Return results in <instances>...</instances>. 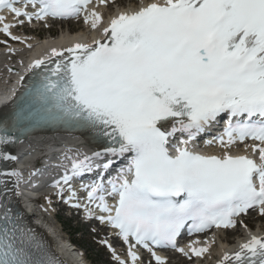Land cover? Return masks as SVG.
<instances>
[{"label": "snow or ice", "instance_id": "snow-or-ice-1", "mask_svg": "<svg viewBox=\"0 0 264 264\" xmlns=\"http://www.w3.org/2000/svg\"><path fill=\"white\" fill-rule=\"evenodd\" d=\"M92 3L0 0V32L23 42L11 34L12 27L82 14L96 30L102 16L89 12ZM4 13L14 22L8 23ZM102 35L103 41L92 44L53 48L57 59L48 64L34 62L32 69L44 71L34 73L11 122L0 123V145L17 142L16 132L36 126L81 129L102 142L105 146L91 156L66 157L70 174L52 186L67 185L74 199L72 179L103 169L81 187L89 205L105 214L100 222L118 230L128 245L131 264L140 259L137 246L151 253L155 264L166 262L154 249L183 253L177 238L186 226L192 235L235 228L237 217L249 209L259 208L264 216V0L149 3L113 17ZM225 115L223 133L214 137L221 155L189 147ZM178 134L187 138L174 144ZM247 140L258 142L244 150L251 147L259 163L232 154ZM105 156L126 162L106 184L104 173L115 161L94 163ZM9 175L21 178L17 171ZM17 220L0 204V264H58ZM249 235L220 264H264V237ZM189 247L197 257L209 250ZM109 248L117 264H128Z\"/></svg>", "mask_w": 264, "mask_h": 264}, {"label": "bare ground", "instance_id": "bare-ground-1", "mask_svg": "<svg viewBox=\"0 0 264 264\" xmlns=\"http://www.w3.org/2000/svg\"><path fill=\"white\" fill-rule=\"evenodd\" d=\"M60 40H62V37H56L55 38V41H57V42L60 41ZM24 45L26 46V45H28V43H24ZM1 67H2V65L0 63V73L3 74L4 71L1 70ZM55 143H58V140H57V138H55L53 136H51V137H49L47 139L46 138H34V139H31L25 145H22L17 150V156L21 157V156L25 155L26 153H28L30 155V154H33V153L37 152L40 149H50L52 146H54ZM63 145L66 146V147L71 148V147H77L78 143L75 140H67L65 142V144H63ZM47 224H49V226H51L50 225L51 223H47ZM53 230L55 231L56 229L53 228ZM252 232H254L253 235H256L258 237L263 236L264 235V225L263 224L260 225L259 227H257L254 230H252ZM55 233H56V231H55ZM237 237L241 238V237H243V234L241 232L239 234L237 233ZM242 241H244V238H243ZM239 245L240 244H236L234 246V243L232 242L230 244L229 249H235ZM227 251H228V249L223 250L224 253H226Z\"/></svg>", "mask_w": 264, "mask_h": 264}, {"label": "rangeland", "instance_id": "rangeland-1", "mask_svg": "<svg viewBox=\"0 0 264 264\" xmlns=\"http://www.w3.org/2000/svg\"><path fill=\"white\" fill-rule=\"evenodd\" d=\"M70 34H72V33H70ZM56 37H58V36H56ZM261 224L264 225L263 220L261 221ZM61 225H62V228L64 230V234H66L70 239H72L75 242V244L77 246H79V248L81 250H83L85 252V254L88 257V260L91 262V264H111L108 262L105 255L103 254V252H101L100 250H98L96 247H94L91 244L90 232H88L87 229L78 228L75 222L74 223H67L66 221H61ZM68 228H70L71 231H73L74 228L75 229L78 228L79 233H77L76 235H71L70 232H68V230H67Z\"/></svg>", "mask_w": 264, "mask_h": 264}]
</instances>
